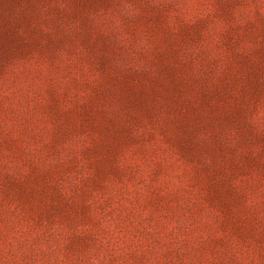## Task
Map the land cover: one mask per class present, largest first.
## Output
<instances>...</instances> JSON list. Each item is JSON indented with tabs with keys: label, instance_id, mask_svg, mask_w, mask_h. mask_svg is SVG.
<instances>
[{
	"label": "rangeland",
	"instance_id": "374dc122",
	"mask_svg": "<svg viewBox=\"0 0 264 264\" xmlns=\"http://www.w3.org/2000/svg\"><path fill=\"white\" fill-rule=\"evenodd\" d=\"M0 264H264V0H0Z\"/></svg>",
	"mask_w": 264,
	"mask_h": 264
},
{
	"label": "trees",
	"instance_id": "16d2710c",
	"mask_svg": "<svg viewBox=\"0 0 264 264\" xmlns=\"http://www.w3.org/2000/svg\"><path fill=\"white\" fill-rule=\"evenodd\" d=\"M5 38L9 39V37H7V34L5 35ZM6 49H9V48L6 47ZM3 50H5V48H3Z\"/></svg>",
	"mask_w": 264,
	"mask_h": 264
}]
</instances>
